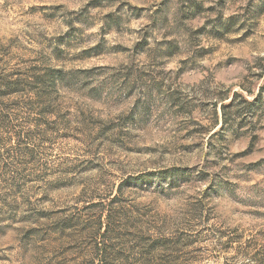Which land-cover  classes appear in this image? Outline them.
<instances>
[{"label":"rangeland","instance_id":"374dc122","mask_svg":"<svg viewBox=\"0 0 264 264\" xmlns=\"http://www.w3.org/2000/svg\"><path fill=\"white\" fill-rule=\"evenodd\" d=\"M0 76V264H264V0H0Z\"/></svg>","mask_w":264,"mask_h":264},{"label":"trees","instance_id":"16d2710c","mask_svg":"<svg viewBox=\"0 0 264 264\" xmlns=\"http://www.w3.org/2000/svg\"><path fill=\"white\" fill-rule=\"evenodd\" d=\"M28 77H25V76H19V77H15V78H12V77H6V76H0V80H2L3 83L2 86L3 88H6L3 93H5V95H9L8 93H13L14 91H17L18 89V86H21V84L27 79ZM7 82L4 84V82ZM4 96V95H2ZM227 106L229 105H223V114L224 115H227V111H226V108ZM107 246L105 245L104 246V250H103V254L100 256L99 258V263L98 264H119L118 260L117 259H111L108 255H107ZM166 250V248H164ZM170 264L171 262L168 260V259H164L162 261H159V263H156L155 261L153 260H147V259H142L140 261V263L138 264ZM133 264V263H131Z\"/></svg>","mask_w":264,"mask_h":264}]
</instances>
